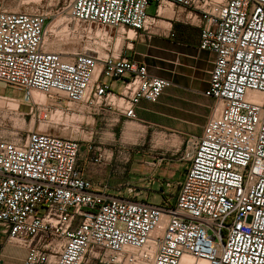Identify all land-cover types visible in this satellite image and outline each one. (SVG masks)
I'll list each match as a JSON object with an SVG mask.
<instances>
[{"label":"built area","instance_id":"obj_1","mask_svg":"<svg viewBox=\"0 0 264 264\" xmlns=\"http://www.w3.org/2000/svg\"><path fill=\"white\" fill-rule=\"evenodd\" d=\"M2 2L0 83L32 109L44 105L33 98L39 92L68 113L115 110L135 120L142 101L156 103L172 86L114 50L45 52L49 17ZM172 7L200 30V49L215 54L205 92L212 116L186 143L175 200L96 189L80 165V140L30 132L22 142L0 141V225L27 247L24 264H264V0H72L61 14L136 35ZM89 143L88 162L100 168L107 154Z\"/></svg>","mask_w":264,"mask_h":264},{"label":"crops","instance_id":"obj_2","mask_svg":"<svg viewBox=\"0 0 264 264\" xmlns=\"http://www.w3.org/2000/svg\"><path fill=\"white\" fill-rule=\"evenodd\" d=\"M169 9H172V14L165 10L166 16L160 13L157 20L149 18V24L154 22L150 33H139L132 39H126L131 42L123 46L119 53L145 65L150 75L166 79L172 82V86L158 102L142 101L136 109L135 120L115 110L98 114L101 117L97 120L101 129L112 124L126 136L149 137L158 146L156 149L161 151L159 156L171 150L166 143L161 144L159 141L163 137L184 140L200 137L213 109V101L205 96V92L210 85L215 54L200 49V30L182 21L181 10L174 7ZM121 88L120 83L112 84L114 92H119ZM88 156L87 148L83 147L80 165L85 175L96 189L108 184L110 193L114 195L126 197L125 186H135L136 183L146 185L144 187L147 189H159L170 179V159H166L163 164L158 159L156 163L145 162L140 165L142 160L131 162L129 157L120 162L107 160L100 168H96L89 164ZM0 243L2 264H24L27 247L23 242L9 240L3 226L0 229Z\"/></svg>","mask_w":264,"mask_h":264},{"label":"rangeland","instance_id":"obj_3","mask_svg":"<svg viewBox=\"0 0 264 264\" xmlns=\"http://www.w3.org/2000/svg\"><path fill=\"white\" fill-rule=\"evenodd\" d=\"M72 0H3L2 6L12 12L43 13L49 17L47 34L45 37V52L69 54L84 52L99 57H104L109 51L119 52L130 40L116 30L89 25L82 22L71 21L66 14H61L62 10L70 4ZM171 6V5H168ZM156 4L152 3L148 9L150 16L155 15ZM172 14V9H169ZM168 11V14H170ZM61 14V15H60ZM163 13V16H166ZM128 37H135L134 32H129ZM41 99L34 98L35 101L43 102L44 105L35 106L33 109L24 102V94L11 87L4 88L0 83V141L22 142L30 132L48 133L58 137L80 140L84 149L89 142L93 146L100 147L107 153L108 160L112 162L124 161L131 158V162L141 161L158 162L162 156L158 146L152 143L149 137L140 138L136 136H126L119 128L110 124L103 129L98 127L97 120L101 115H93L87 112H66L62 108L53 106L49 98L43 94ZM67 102L63 108L66 109ZM82 106H73L72 109H82ZM45 115L48 117L45 118ZM134 126V125H132ZM186 140L177 137H163L159 141L166 143L171 150L164 153L166 159H172L169 171L172 187L166 189L163 185L148 187L143 184L125 186L132 189L135 198H144L150 202H161L164 195L169 194L175 200L178 190V183L182 181L183 174L187 168V161L182 159ZM183 142V144H181ZM155 146V147H154ZM177 153L174 157L170 154ZM163 153V152H162ZM163 164V162L161 163ZM168 166V165H167ZM154 188V190H153ZM173 193V194H170ZM125 197V196H124ZM126 197H132L128 193ZM1 229V226H0Z\"/></svg>","mask_w":264,"mask_h":264},{"label":"bare ground","instance_id":"obj_4","mask_svg":"<svg viewBox=\"0 0 264 264\" xmlns=\"http://www.w3.org/2000/svg\"><path fill=\"white\" fill-rule=\"evenodd\" d=\"M165 10H167V11H170L169 10V8H162L161 10H160V13L162 14V13H164L163 11H165ZM149 20V19H148ZM148 20H147V23H148ZM48 28V27H47ZM131 32H134V31H132V30H130ZM130 31H128V30H125V29H122V30H120L119 32H121L125 37H127V38H129L128 37V35H129V32ZM47 33V32H46ZM135 33V32H134ZM130 39V38H129ZM33 98H37L38 100L39 99H41V95L40 94H38V93H36V92H33Z\"/></svg>","mask_w":264,"mask_h":264}]
</instances>
